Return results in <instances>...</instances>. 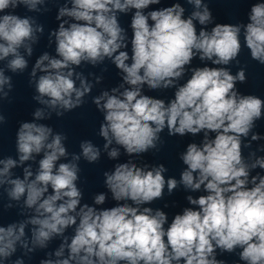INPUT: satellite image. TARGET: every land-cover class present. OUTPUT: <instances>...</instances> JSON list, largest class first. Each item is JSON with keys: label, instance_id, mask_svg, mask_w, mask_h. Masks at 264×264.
Segmentation results:
<instances>
[{"label": "clouds", "instance_id": "9594fccd", "mask_svg": "<svg viewBox=\"0 0 264 264\" xmlns=\"http://www.w3.org/2000/svg\"><path fill=\"white\" fill-rule=\"evenodd\" d=\"M48 2L0 0V62L6 61L0 67V102L13 89L6 69L12 73L28 69L26 56L33 55V46L44 33L36 18L15 10L23 6L39 13ZM186 2L193 8L187 17L179 2L145 11L161 0H64L58 8V27L49 32L55 55L43 52L29 73L36 92L33 100L42 107L34 110L31 122L19 124L17 158H0V189L10 201L5 207L18 205L20 215L26 216L0 225V264L18 248L27 256L47 249L57 238L59 246L39 264H225L217 258L218 251L236 253L243 264H264V175H252L256 169L264 171V156L256 151L243 154L253 141L264 139L253 131L264 118V99L238 90L237 83L247 80L244 68L232 74L226 67L233 61L239 64L241 35L251 59L264 65V2L252 4L247 23L236 24H214L204 0ZM128 13L131 38L118 18ZM197 58L204 66L191 67ZM105 60L118 69L122 81L92 98L103 114L98 135L110 160H118L121 149L128 157L158 149L165 129L169 136L202 133V138L180 153L185 167L179 180L166 179L164 164L138 165L133 159L116 163L103 173L116 204L98 208L108 195L98 193L92 205L82 204L84 194L77 181L80 160L98 162L101 148L84 140L79 154H70L67 136L37 121L81 107L94 84L76 69ZM89 75L95 84L103 79ZM145 86L150 91L174 89V96L166 101L146 95ZM5 122L0 113V126ZM258 151L264 152V145ZM41 154L35 172L28 164L22 178L14 177V169ZM181 186L204 194L187 195L190 207L170 223L161 208L147 206L163 199L165 188L171 195ZM68 229H73L70 237ZM11 264L25 261L18 257Z\"/></svg>", "mask_w": 264, "mask_h": 264}]
</instances>
